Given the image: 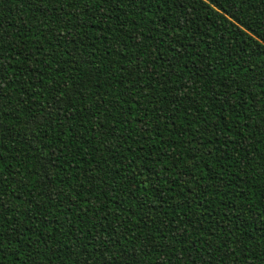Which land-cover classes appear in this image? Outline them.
Masks as SVG:
<instances>
[{
  "label": "trees",
  "instance_id": "trees-1",
  "mask_svg": "<svg viewBox=\"0 0 264 264\" xmlns=\"http://www.w3.org/2000/svg\"><path fill=\"white\" fill-rule=\"evenodd\" d=\"M99 2L90 4L88 12L79 0H68L62 13L57 12L60 0H46V6L32 0L0 5V26L10 35L12 78L0 105V110H11L4 115L0 143V199L15 209L8 213L12 222L23 226L22 233L12 234L0 264H71L68 257L51 254L50 249L74 238L72 232L62 234L57 224L71 222L82 238L95 233L113 241L120 237L121 246L130 248L139 246L149 221L159 243L140 264H188L193 256L195 264H204L210 253L212 264H264V160L257 159L264 149V125L253 123L260 118L264 93L246 87L252 65L264 67V45L257 42L258 30L264 29V0H214L211 7L203 0H122L123 7L102 6L110 23L101 19L94 24ZM173 16L188 23L165 33ZM121 24L125 28L119 35L129 37L128 47L109 51L113 35L105 33ZM141 33L137 44L131 37ZM161 39L163 49L156 51ZM77 48L85 56L95 50L98 75L87 87L80 84L85 70L66 55ZM21 49L32 50L31 66ZM13 57L28 72L17 76ZM138 57V67L153 65L163 84L151 73L127 70ZM49 66L72 88L65 90L63 111L39 125L29 124V110L35 113L49 102L44 96L36 99L41 84L29 73L46 81ZM189 81L191 87L185 89ZM141 120L149 126L147 132L136 126ZM44 160L54 165L47 173ZM133 183L138 187L132 188ZM70 189L80 195V203L84 193L100 201L99 211L89 206L85 216L75 204L69 211ZM151 201L159 205L153 207ZM106 209H117L119 215H108ZM177 220L182 230L189 220L197 222L199 231L173 236ZM125 234L131 239L125 240ZM92 243L110 254L116 250ZM34 248L43 249V261L31 255Z\"/></svg>",
  "mask_w": 264,
  "mask_h": 264
},
{
  "label": "snow or ice",
  "instance_id": "snow-or-ice-1",
  "mask_svg": "<svg viewBox=\"0 0 264 264\" xmlns=\"http://www.w3.org/2000/svg\"><path fill=\"white\" fill-rule=\"evenodd\" d=\"M33 3L38 4H45L46 6V0H32ZM55 3L56 0H53ZM80 4L83 5V8H87L88 12H91L92 9L89 7L90 4L96 3V0H79ZM134 4L141 3V0H133ZM4 3V0H0V5ZM68 3V0H60V6L57 9L58 13L63 12L64 4ZM104 4H107L109 6L111 5H117L118 7H123L124 4L122 0H100L99 3L96 4L97 11L99 13L98 17L93 20L94 24H99L100 20L103 19L105 24L110 23L108 20V12L107 9L102 7ZM203 4L207 7H211L214 4V0H203ZM182 6V5H181ZM82 8V10H83ZM87 18L91 19V16H88ZM173 23H169L167 28L165 29V33L168 32V29L175 30L176 28H181L182 24H187V20H182L181 17L173 16L172 17ZM182 21V23H181ZM45 28L48 26L45 25ZM83 27V25H81ZM125 28V25L121 24L119 27L116 28H109L107 29V32L105 34L111 33L113 35V39L108 42V49L109 51L116 50L119 51L121 49H126L128 47V44L126 43L127 39L129 37L119 35L120 33H123ZM102 32L104 30L102 29ZM141 34H137L131 37V39L135 40L137 44L141 42ZM10 39V35L6 32V29L3 26H0V105H2L3 100L5 98V95L8 91V85L12 83V78L8 75L10 70V64H9V57L7 55V47H8V40ZM257 42L260 45H264V29L258 30L257 35ZM164 41L161 39L158 41L155 50L161 51L163 49ZM43 47V45H41ZM21 52H23V49H21ZM43 54V53H42ZM23 55L25 57V61H27V64L29 66L32 65V60L30 57L33 55L32 50H29L28 52H23ZM67 56H69L74 62L78 63L85 71L84 75L80 78V84L84 87H87V85L98 75L97 68L93 64V58L95 56V50H93L92 55L85 56L81 55L79 48L75 50V52H69L66 53ZM140 57L137 58L136 61H129L130 67H128V71L130 73H136L139 71L140 73H143L144 75H147L149 73L152 74V76L156 77L159 83L163 84L162 77L159 76L158 73L154 71L153 65H146L144 67H138ZM172 59H175V53H173ZM244 60L245 64L251 63L250 58H242ZM264 59V57H262ZM169 64H171V61H168ZM12 64L18 65V67L15 69L17 76L22 75L23 73L28 72V67L25 66V63L22 61L15 60L13 57ZM254 71L247 76L246 79V87L251 89L254 93L260 92L264 93V67L257 66L255 64L252 65ZM54 70L49 66L48 73H45V75L49 76V79L44 81L42 77H36L35 73H29V75H32L34 77V82H38L41 84L40 91L36 94V99L39 100L41 96H44L46 100L49 102L47 104L42 105L39 107L35 113L32 112V110H29V114L32 116V119L28 121L29 124H35L39 125L43 121L50 118V116L54 112H60L63 111V105L65 103L66 97V89L72 88V85L69 84L67 81H64L62 79H57L55 75H53ZM245 73H248V69H244ZM175 74V73H173ZM169 81L172 83H176L177 81L172 80V77L169 76ZM143 85L150 84V80H142L140 81ZM255 82V83H254ZM192 82H186L185 83V89L188 87H191ZM256 84H259V87H256ZM30 89V86H27ZM225 87H227V84H225ZM243 87V86H242ZM79 88L73 89V91H78ZM127 91V89L125 90ZM142 95L147 98L146 93H142ZM225 96L227 97V93H225ZM22 103L27 104L28 100L24 99L23 95L21 97ZM55 101L53 103L52 101ZM116 102L119 104H122L123 101L119 96L116 97ZM251 103V101H248ZM261 104V107L259 109L260 118L258 121H253V123H259L261 125H264V99L259 101ZM13 104H15V101H13ZM227 107V105H225ZM11 111L10 109H3L0 110V143L4 140V124L7 123V121L4 119V115L6 112ZM16 112L23 115V112L20 108L15 109ZM247 111V110H246ZM215 119V117H213ZM128 123H131V121H127ZM204 121L199 120V125H203ZM141 129V131L147 132L148 131V125L144 120H141L139 125H136ZM199 129H196L195 131H198ZM103 146V145H102ZM262 155L260 157H257L258 160H264V149L261 150ZM105 163H107V160L105 159ZM41 166L45 169V173H47L48 169L50 167H53V162L51 160H44L41 161ZM0 171H3V166L0 165ZM264 174V173H262ZM145 180L148 179L147 176L144 178ZM155 179L159 180V177L156 176ZM82 187V185H80ZM138 185L136 183H133L132 188H137ZM3 191V186L0 185V193ZM74 189L69 190V199L70 203L68 204V210L71 211L72 206L75 204L78 206L79 209L83 210V213L85 216L88 214V208L89 206L92 208H95L97 211H99V208L102 206L100 201H91L87 197V193H84V203H80V195H72V192ZM128 191H131V189H128ZM94 195L99 196L100 193H94ZM145 195L144 191L141 190V197L143 198ZM63 199V197H62ZM115 199L114 197L112 198ZM183 200V195L181 197V201ZM143 202V199H142ZM17 203H23V201H17ZM31 202H29L30 204ZM153 207H156L159 205V201H151L150 202ZM176 207H180V202H175ZM7 202L0 199V255H6L7 253L4 251L8 248L9 240L10 238H15L12 234L13 233H22L23 232V226L18 225L14 222H12L11 216L8 214L10 212H14V208H9L6 206ZM38 207V206H37ZM138 207V205H137ZM259 211V210H257ZM106 212L108 215L112 216H118L119 212L117 209H106ZM128 215H131V212L127 213ZM165 215H167V211L165 212ZM106 218V217H105ZM21 220H23V216L20 217ZM95 224V216L89 217ZM261 220L264 221V217H261ZM47 223V221H45ZM123 223V221H121ZM178 227L176 228L175 232L173 233V236H179V235H186L188 232H190L193 228L198 232L199 227H197V222H193L189 220L183 225V230L180 225V221H174ZM57 229L62 233L66 234L67 232H72V235L74 238H70L65 241V243L60 244L56 249H50L51 254L53 256H56L57 259H63V257H68V259L71 261V264H140L141 258L146 256V253L155 248V246L159 243V241L156 239V236L159 234L153 233L152 231V224L151 221L147 223V231L142 232L138 239H139V246H133V247H123L119 243L120 237H117L116 241L111 240L108 236H104L101 233H95L91 238L85 236L81 237V235L75 231L73 228L71 222L65 224L63 227H61L60 224L56 225ZM160 228H165L164 224L160 225ZM45 231H50L51 229H44ZM106 228H102V232L106 231ZM231 235V233H229ZM55 239L59 240L60 237L57 236ZM125 240H130L131 237H128L126 234L124 235ZM95 240L97 243L103 244H111L113 248L116 250L113 251L111 254L108 252V249L104 247L103 250H100L96 248V244L92 243V241ZM78 242L79 245H78ZM31 243V241H29ZM42 243V242H41ZM175 243V241H173ZM222 247L224 245H221ZM210 247H215V245H210ZM229 249L232 248V246L229 244L227 245ZM189 252L192 251V249L188 250ZM198 251V249H197ZM250 254H254L251 253ZM31 255H34L36 257L37 262L44 260V254L43 249H33V252ZM227 255V253H226ZM186 257L184 256H177V260L183 261ZM51 259V257H49ZM213 256L211 253L209 254L208 258L204 261V264H212ZM188 264H195V257L193 256L192 259L188 260Z\"/></svg>",
  "mask_w": 264,
  "mask_h": 264
}]
</instances>
